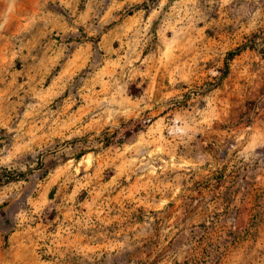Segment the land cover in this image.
<instances>
[{"label": "rangeland", "instance_id": "374dc122", "mask_svg": "<svg viewBox=\"0 0 264 264\" xmlns=\"http://www.w3.org/2000/svg\"><path fill=\"white\" fill-rule=\"evenodd\" d=\"M0 264H264V0H0Z\"/></svg>", "mask_w": 264, "mask_h": 264}, {"label": "trees", "instance_id": "16d2710c", "mask_svg": "<svg viewBox=\"0 0 264 264\" xmlns=\"http://www.w3.org/2000/svg\"><path fill=\"white\" fill-rule=\"evenodd\" d=\"M248 48H254V45L253 44H250V43H246L240 47H238L237 49H235L234 51H231L228 53V56H227V59H226V65H225V69L222 71L223 75L220 79V81H223L224 79H226L229 74H230V69H231V66H230V61L233 60L235 57H237L238 55H241L245 50H247ZM133 121V120H131ZM141 128H143L142 125H137V127L135 129L131 128L129 129V131H138V130H141ZM130 136V132L126 133L125 137H129ZM123 140L124 139H121L120 143H123ZM109 142V141H108ZM108 144V143H107ZM23 174V173H22ZM14 177H8L7 180H10ZM2 182H6V179H3L1 180Z\"/></svg>", "mask_w": 264, "mask_h": 264}]
</instances>
